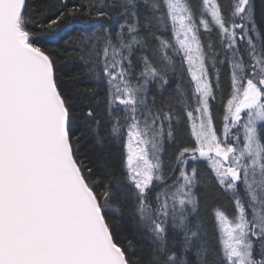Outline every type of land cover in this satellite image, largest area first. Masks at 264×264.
I'll list each match as a JSON object with an SVG mask.
<instances>
[{
	"label": "snow or ice",
	"instance_id": "snow-or-ice-1",
	"mask_svg": "<svg viewBox=\"0 0 264 264\" xmlns=\"http://www.w3.org/2000/svg\"><path fill=\"white\" fill-rule=\"evenodd\" d=\"M0 264H264V0H0Z\"/></svg>",
	"mask_w": 264,
	"mask_h": 264
},
{
	"label": "trees",
	"instance_id": "trees-1",
	"mask_svg": "<svg viewBox=\"0 0 264 264\" xmlns=\"http://www.w3.org/2000/svg\"><path fill=\"white\" fill-rule=\"evenodd\" d=\"M212 200H213V196H212L211 193H209L208 196H207L206 199H205V202H204L206 208H210V207H211V205H212Z\"/></svg>",
	"mask_w": 264,
	"mask_h": 264
}]
</instances>
